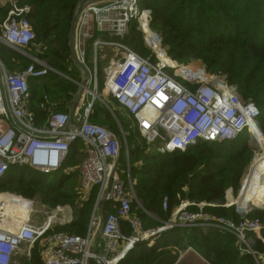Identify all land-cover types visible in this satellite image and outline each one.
<instances>
[{"label":"built area","instance_id":"obj_1","mask_svg":"<svg viewBox=\"0 0 264 264\" xmlns=\"http://www.w3.org/2000/svg\"><path fill=\"white\" fill-rule=\"evenodd\" d=\"M30 11L17 0L13 1L0 25V52L5 47L28 61L25 68L8 72L0 56V182L11 167H27L42 175L57 173L66 164L72 147L80 143L84 157L78 166L81 195L78 200L86 201L94 188L97 197L85 236L56 232L45 238L57 224H66L67 218L58 216L59 213L48 216L41 224L28 217L19 224L16 221H8L6 226L0 224V264H19L16 256L29 260L31 249L39 243L43 264H119L139 243L153 246L164 232L199 227L203 231L218 229L233 235L242 254L250 255L255 264H264V255L252 248L253 235L261 237L264 232V219L249 217L252 208L242 213L235 209L239 216L236 220L204 214V207H214L211 204L185 201L172 213L166 226L146 230L143 219L134 210L140 209L152 219L155 215L142 208L137 196L136 181L130 174L127 135H122L127 166L121 168L118 163L122 150L120 137L90 121L95 101L99 99L112 113L115 105L132 117L141 137L152 149L155 146L157 153L185 152L198 143L232 142L246 132L259 145L261 111L256 104L252 100L243 102L239 90L230 87L224 76L210 75L204 68L188 70L186 74L169 72L161 63L140 56L124 40L131 23L137 22L144 40L150 42L145 39L146 31H151L150 11L141 9L138 0H109L87 3L76 21L74 50L78 61L89 72V81L77 104L74 123H70L68 113L55 110L48 94L39 103V110L45 113L39 123L30 109V82L51 73L62 74L29 53L36 41L28 19ZM96 34H104L109 39ZM90 43L91 68L86 60ZM102 49L109 51L103 67V94L109 102L99 93L98 63ZM179 78L186 83H181ZM159 145L163 148H158ZM171 145L178 149L166 151ZM243 189L244 186L242 192ZM231 193L227 192L228 196ZM101 202L111 211L106 213L97 234ZM192 206L198 210L190 211ZM162 207L168 211V197L164 198ZM61 212L65 213L66 208ZM125 222L130 235L123 233Z\"/></svg>","mask_w":264,"mask_h":264},{"label":"trees","instance_id":"obj_2","mask_svg":"<svg viewBox=\"0 0 264 264\" xmlns=\"http://www.w3.org/2000/svg\"><path fill=\"white\" fill-rule=\"evenodd\" d=\"M81 1L17 0L20 6L31 10L28 19L36 37L35 44H43L42 53L38 57L47 60L59 72H78L71 59L68 35L75 8ZM138 4L141 9L151 11L150 29L160 37L162 48L166 49L173 62L187 66L193 61H199L210 74L224 76L229 86L239 90L243 100H252L260 109V126L264 130V0H138ZM10 8L11 4H7L0 9V24L6 19ZM132 25H135V30L125 38V43L133 49L143 50V33L138 30L137 22L130 26ZM9 54L13 55L10 60ZM0 56L6 66L21 61L18 53L5 47ZM22 63L24 62L21 61ZM46 77L49 78L50 75ZM45 78L30 84L31 107L39 123L45 115L41 118V114L34 109L38 111L41 98L48 89L42 85L38 88L35 83L42 82ZM59 83L58 91L53 93L59 95L60 99L75 92L69 86H64L62 80ZM103 108L109 114L105 107L102 106L101 110ZM93 109L90 121L109 127L104 115L100 114V108L94 105ZM64 110L66 109H59L62 112ZM115 124L117 127V123ZM109 129L121 137L119 127ZM132 136L141 135L136 131ZM258 140L264 153L262 134ZM127 143L130 174L136 181L135 190L142 208L159 218V221H155L142 210H134L135 213L139 211L136 214L143 219L146 230L162 228L169 221L174 208L180 204V201L175 202L176 197L181 196L186 187L189 188V194L184 200L195 205L211 204L214 207H204V212L239 220L235 206L227 209L220 207V204L225 203L228 190L232 189L238 195L252 164L254 151L250 146L254 145L247 132L232 142L198 143L185 152L164 154L154 152L146 144H136L134 141ZM82 148L80 143L73 146L66 164L57 173L42 175L27 167H11L0 182V191L10 190L27 198L41 192L43 204L53 209L73 204L81 197L80 176L79 172H70V169L81 163L84 157ZM126 166L125 162L123 167ZM252 185L251 195L246 198ZM193 192H196V197H190ZM258 192L264 193V154L257 156L244 181V192L238 201L240 208L255 206L254 196ZM96 197L97 189L94 188L87 200L79 203L81 208L78 209V215L73 212V222L63 226L70 231V235L87 234ZM165 197L169 198L168 211H163L162 207ZM14 200L22 203L20 198L15 197ZM259 202L264 205V200ZM189 210L194 212L198 208L192 206ZM109 211L111 208L106 205L105 212ZM70 212L66 214L67 217H70ZM259 213L257 210L253 211L249 217L256 218ZM122 228L124 234L130 235L126 222ZM59 229L61 227L52 228L45 238L56 232L67 233ZM221 232L218 229L203 231L200 227L172 229L158 237L152 247H147L145 243L135 245L119 264H174L177 257L167 260L162 251L166 247H173L177 251L190 247L211 264H255L250 255L240 252L233 235ZM253 238L254 250L264 255V232L261 237L253 235ZM27 262L43 264L41 243L31 249L29 260L21 259L18 263Z\"/></svg>","mask_w":264,"mask_h":264},{"label":"rangeland","instance_id":"obj_3","mask_svg":"<svg viewBox=\"0 0 264 264\" xmlns=\"http://www.w3.org/2000/svg\"><path fill=\"white\" fill-rule=\"evenodd\" d=\"M14 1H16V0H14ZM143 10L150 11V10H147V9H143ZM150 13H151V11H150ZM137 25H138L137 28L139 30V24H137ZM130 27H131V32H130ZM130 27H129V33L128 34L133 33V31L135 30V25H132ZM146 33L147 34L148 33L151 34V32H147V31H146ZM154 34L157 35L156 33H154ZM148 37L146 38V40L149 39ZM115 40H119V39L115 38ZM155 40H157L158 43L152 44L151 42H146L144 40L143 48H142L143 50H137L136 48H134L133 50L136 53H138L140 56H142V57L151 58L155 63H161V64L165 63L167 68H176V66H186V65H179L178 63L173 62V60L167 55L166 49L162 48L160 37H158V39H155ZM124 43H125V40H124ZM107 52H108V50L104 51V53L102 54L103 57L101 58V61L98 64V68L102 72H103V67L106 65V56L105 55L107 54ZM16 53H18V52H16ZM18 54L20 55V53H18ZM33 54H35L34 51H33ZM12 56L13 55L9 54V60L12 58ZM89 59H90V50L88 49L87 62H88V65L91 67V65L89 63ZM45 62L48 63V65H49V62L47 60H45ZM188 65L191 66V67H194V69H196V70H199V69H202V68L205 69L204 65L201 62H199V61H193L191 64H188ZM77 69H78V73L77 72L70 73V71H62L61 72V74H62L61 78L55 76L54 74L53 75L50 74V77L49 78L46 77L44 80H42V82L40 84L42 86L46 87L48 89V91H49V94L50 95H54L56 99L59 98L58 97L59 95H56L53 92L54 91H58L59 85L61 83V82L59 83V81H61V80H62V83L64 84V86H66V87L69 86L71 89H74V91H79L80 90L79 86L72 85L69 82L70 79H75L78 82H83V72L79 68H77ZM188 70H186V71H188ZM169 72H173V70L170 69ZM184 73H186V72H184ZM207 73L210 74V72H207ZM210 75H212V74H210ZM179 81L181 83L182 82L186 83L181 78H179ZM101 86H102V80H101V73H100V77H99V87H100V89H101ZM99 92H100V96L105 101L109 102V99L106 96H104L102 91H99ZM90 100H91V96H90ZM242 101L245 102L246 100L242 99ZM99 107H100V114H103L104 115L103 117L106 120V125L111 127L114 130L117 129L118 126L116 127V124H115L116 122L114 123L115 120L112 118L111 115H109L107 113V111L104 108L101 110V102L98 100V101H96V108H99ZM109 113H111V112H109ZM116 117L118 118V120H120V125L122 127V130L128 135V137H126V139L128 138V141L130 143H132L134 141L136 144H143V145L146 144V146H148L147 142L145 140H143L141 138V136H139V137H136V136L133 137L132 136V135H134V126H133V123H131V121L129 119L124 118L123 114H120L119 112L116 113ZM118 130H120V128ZM119 133H120V136H121L122 135L121 134V130L119 131ZM164 135H165V133L164 134L161 133V136H164ZM262 136L264 138V130H262ZM129 137H131V138H129ZM120 140H121V144H122V150H121L120 157L118 159V163H119V166H121V168H123V165H125V162L127 163V161H126L127 159H125L126 158V156H125L126 142H125V140H124V138L122 136L120 137ZM256 144L253 143L254 146H250L252 151H254V156H253L254 158H252L253 159L252 160V164L255 161V159L257 158V156L260 157V156H263V154H264L263 150L259 146L260 144L259 145L258 144L256 145ZM158 148H163V147L161 145H159ZM153 149H154V152H156V147L155 146L153 147ZM168 149H170V148H168ZM148 154H151V152H148ZM78 161H80V160H78ZM129 161H130V159H129ZM78 164H77V167H75L73 169H70V172H72V171H77L78 172ZM252 164L249 166V168L247 170V173H246V175H245V177H244V179L242 181L241 190L239 191L238 195H235L233 193L232 189L228 190L227 192H229V191L232 192L231 193L232 197L228 196V194L226 193L228 198L225 195L226 201H225V203L223 205L220 204L221 205L220 207H225V208L229 209V208H231V207H229V205H231V203L232 204L237 203V204H235V207H236L235 209L238 211V213H242V212L247 210V209L246 210L245 209L240 210L241 208L239 206L238 200H240V198H241L242 188L244 186V181L247 178V176H248V174H249V172L251 170ZM188 194H189V188L186 187L184 189L183 193L181 194V196L178 195L176 197L177 199L175 200V202L180 201L179 202L180 203L179 206H180L183 202L188 201V200H184V199H187ZM196 196H197L196 192H193L190 197H196ZM15 197L16 198H20L22 200V203L16 202L14 200ZM254 197H255V199L257 198L256 199V204H255V206L254 205H249L248 209L252 208L253 211L257 210L258 212H260L257 218L264 219V205L259 202L260 200H264V198H263L264 196L259 194L257 197L256 196H254ZM42 198H43V195H42L41 192L34 194V196L32 198H27V197H25L23 195L17 194L15 192H11L10 190L0 191V204L3 203L2 205H0V209H2V208L6 209V211L5 210H3L4 212L2 211L3 213L0 212V220H4V222L0 223V224L2 226H6L8 223H10L8 221H11V222L16 221V223L19 224V223L23 222V221H21V219L25 218V220H27V217H28V219L35 220V221H37L38 223L41 224L42 222H44L48 218V216H49L48 213H50V215L51 214L52 215H54V214L56 215V213H63V212H61V209L63 210L64 208H66V209H70L69 210V211H71L70 212V216L72 217L73 212H74L75 215H78L77 214L78 209L81 208L80 204H79L80 202H79V200H77L73 204L69 203L68 205H65V207L60 208L59 210L53 209V208L43 204ZM23 202H27V203H23ZM179 206H176L174 208L173 212L176 211V209ZM238 208H240V209H238ZM29 210H31L30 213H29ZM52 212H54V213H52ZM136 213H139V211H137ZM74 214H73V220H74ZM204 214H206V212H204ZM2 215L6 216V217H10V218L12 217L13 219L2 217ZM211 215H213V214H211ZM228 218H231V217H228ZM154 219H158L157 221H159L158 217L157 218L154 217ZM66 225H69V224L66 223L63 226H66ZM164 225L166 226V223ZM63 226H61V229H59V230H62L64 232L69 233L70 231L66 230L67 228H63ZM55 227H60V226L56 225ZM221 233L226 234V232H223V231ZM163 234H161L159 237H161ZM145 244L147 245V247H152L148 243H145ZM154 245H155V243H154ZM252 248L255 249L254 246ZM186 250H187L186 247L182 251L174 250L173 247L172 248H167L166 247V248H163L162 251L164 253V256L167 257V260H169L171 258L174 259L175 257H177V261H179L177 264H204V263L205 264H211L210 261H207V260H204L206 262H203V263L201 261L197 260V253L194 250L189 251V252L184 254V251H186ZM160 251H161V249L158 250V252H160ZM21 259H25L26 260L25 257L16 256L17 262H19ZM25 264H29V263L27 262Z\"/></svg>","mask_w":264,"mask_h":264},{"label":"crops","instance_id":"obj_4","mask_svg":"<svg viewBox=\"0 0 264 264\" xmlns=\"http://www.w3.org/2000/svg\"><path fill=\"white\" fill-rule=\"evenodd\" d=\"M14 0H0V9H2L4 6H6L7 4H11L12 2H13ZM1 25V24H0ZM75 32V31H74ZM96 37L97 36H99V37H101V38H103V39H109L108 38V36H106V35H104V34H96L95 35ZM149 39H148V41H153L152 42V44H154V43H158V41L157 40H155V38H152V35L150 34L149 35V37H148ZM34 46H38L37 44H34L33 45V47L31 48V49H29V53L31 54V55H33L34 57H37V58H39L38 57V54H40V53H42V49H43V47H42V49L40 50V51H38ZM89 50H90V59H89V63H90V65H91V67H92V52H91V43H90V46H89V48H88ZM33 51L35 52V54H33ZM75 51V50H74ZM104 51H107L106 49H102L101 51H100V59H99V62L101 61V58L103 57V53H104ZM109 52V51H108ZM108 52H107V54L105 55L106 56V61L108 60ZM76 54V53H75ZM71 55V54H70ZM77 57V56H76ZM87 58H88V50H87V55H86V60H87ZM41 59V58H40ZM71 59H72V57H71ZM42 60H44L45 61V59H42ZM21 61H23L24 63H22L21 64ZM21 61H18V62H16V63H14L12 66H6L5 64V68L7 69V71L8 72H11V71H13V70H16L17 68L19 69V68H25L26 66V63H27V65H28V61L27 60H24L22 57H21ZM73 61V60H72ZM73 63H74V61H73ZM48 64V63H47ZM99 64V63H98ZM87 65H88V62H87ZM166 65V64H165ZM74 66L75 67H77V65L74 63ZM89 66V65H88ZM51 67V66H50ZM90 67V66H89ZM90 67V68H91ZM51 68H53V67H51ZM77 68H79V67H77ZM54 69V68H53ZM73 69V68H72ZM80 69V68H79ZM81 70V69H80ZM57 71V70H56ZM88 71V70H87ZM98 71H99V77H100V73H101V80H102V86H101V89H100V87H99V91H102V93H104L103 92V72L102 71H100L99 70V68H98ZM59 72V71H58ZM83 72V71H82ZM59 73H61V72H59ZM70 73H73V72H70ZM78 73V72H77ZM89 73V72H88ZM51 75H53L52 73H51ZM55 75V74H54ZM55 76H57V77H62V76H58V75H55ZM36 81V80H35ZM83 81H84V72H83ZM88 81H89V77H88ZM39 82H41V81H39ZM39 82H36L35 83V85L38 87V88H41V84L39 83ZM69 82H70V84H72V85H75V86H79L80 87V90L79 91H75L74 93H71L68 97H66V98H59V99H56L55 98V96L54 95H50V94H48L49 96H50V98H51V100L55 103V110L56 111H59V109H66V110H64L65 111V113H70V110H71V107H72V103H73V101L75 100V98L78 96V95H80L81 93H83L82 92V89H85V88H88V82H87V86L86 87H83L82 86V82H78L77 80H75V79H70L69 80ZM33 83V81H31L30 82V84H32ZM84 91V90H83ZM85 92V91H84ZM47 93H49V91H47ZM47 93H45V94H47ZM100 93V92H99ZM82 95V94H81ZM81 95H80V97H81ZM90 96L91 95H89V97H88V99H90ZM102 98V97H101ZM91 99H92V96H91ZM103 99V98H102ZM99 99H97L96 101H98ZM96 101H95V107H96ZM100 101V100H99ZM79 102V101H78ZM101 102V101H100ZM70 103V104H69ZM78 104V103H77ZM104 107V105L102 104V102H101V107ZM76 108H77V105H76V107H75V110H74V114H75V111H76ZM100 108V107H99ZM106 108V107H105ZM30 109L32 110V107H30ZM107 109V108H106ZM35 111H36V113H39V114H41V118H43L44 117V115H45V113L43 112V111H40L39 109H38V111L36 110V109H34ZM108 110V109H107ZM33 111V110H32ZM63 111V112H64ZM93 111H94V109H93ZM109 112H111L110 110H108ZM59 112H62V111H59ZM117 112H119L120 114H123V116H124V118H127V119H129L130 121H131V123H133V126H134V133H136V131H137V133H138V129H137V127H136V123H135V121H134V119L132 118V117H130L124 110H122V109H120L118 106H113V113L111 114V113H109L111 116H112V118L115 120V122L117 123V125H118V127L120 128V130H121V134L122 135H127L123 130H122V127H121V125H120V120H118V118L116 117V113ZM93 114V113H92ZM70 116V115H69ZM92 116V115H91ZM73 120H74V116H73ZM107 128H109V127H107ZM121 135V136H122ZM119 137V136H118ZM232 196V195H231ZM65 207V206H64ZM3 210H5V209H1V211L0 212H2ZM70 209H66V212L65 213H59L58 214V216H60V217H66L67 218V220H66V222L65 223H69L70 222V219H71V216L70 217H67V215L66 214H68L70 211H69ZM53 213V212H52ZM49 214V216H50V213H48ZM55 215V214H54ZM51 216H52V214H51ZM72 218H73V214H72ZM21 220H25V218L24 219H21ZM58 226H60L61 227V225L60 224H57ZM192 251V250H191ZM187 252H189V251H184V254L185 253H187ZM169 260H171V259H169ZM197 260H199V261H201L202 263L203 262H206V261H204L205 259L204 258H202L198 253H197ZM179 261H177L176 260V262L174 263V264H177ZM205 264V263H204Z\"/></svg>","mask_w":264,"mask_h":264},{"label":"water","instance_id":"obj_5","mask_svg":"<svg viewBox=\"0 0 264 264\" xmlns=\"http://www.w3.org/2000/svg\"><path fill=\"white\" fill-rule=\"evenodd\" d=\"M107 1H109V0H82L79 3V5H77V7L75 8V11H74V14H73V18H72V21H71V24H70V30H69V35H68L69 50H70V54H71V57H72V60L74 61V63L77 65V67H79L84 72V81L82 82V86L83 87L87 86L89 73H88L87 69L78 61V59L76 57V54H75V51H74V31H75L76 21H77L79 12L83 8V6L86 5L87 3L107 2ZM34 47L38 51H40L42 49V47H43V44H40V45L34 46ZM83 90L84 89H82V92H83ZM80 95H78L75 98V100L73 101V103H72V107H71V110H70V113H69V115H70V123H74V120H73L74 110H75V107H76V105H77V103H78V101L80 99ZM243 192H244V189H243ZM243 192H242V194H243ZM100 212H101V219H100V223H99V229L97 230V234H99L100 228H101L102 224L104 223L105 217H106L105 206H104L103 202L100 203Z\"/></svg>","mask_w":264,"mask_h":264},{"label":"bare ground","instance_id":"obj_6","mask_svg":"<svg viewBox=\"0 0 264 264\" xmlns=\"http://www.w3.org/2000/svg\"><path fill=\"white\" fill-rule=\"evenodd\" d=\"M147 30V29H146ZM147 32H151V31H149V30H147ZM150 34L148 33H146V38L149 36ZM151 35H152V38L154 37L153 36V34H152V32H151ZM145 38V39H146ZM151 43L153 42L152 40L150 41ZM161 61V60H160ZM162 65V67H164V68H166V69H171V70H173V71H176L177 73H179V74H186L188 71H186V70H188L189 68V70H194V67H190V66H176V68H167L166 67V65H165V63H163V64H161ZM184 72H186V73H184ZM170 149H168V148H166L167 150L166 151H168V150H172V149H175V151L178 149L177 147H175L174 148V146H170L169 147ZM180 150H183L182 148H179ZM252 189H253V185L250 187V189H249V191L247 192V194H246V198L247 197H249L250 195H251V191H252ZM262 195V196H264V193H256V197L258 196V195ZM257 199V198H256ZM1 210V209H0ZM5 211H6V209H5ZM4 212V211H3ZM2 212V213H3ZM73 220V218L71 217V219H70V222L68 223V224H70L71 222H73L72 221ZM21 221H23V220H21Z\"/></svg>","mask_w":264,"mask_h":264}]
</instances>
